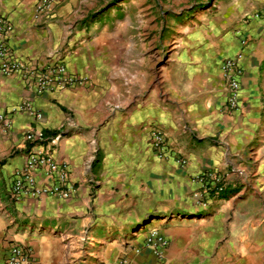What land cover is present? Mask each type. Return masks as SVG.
I'll return each instance as SVG.
<instances>
[{
	"label": "crops",
	"instance_id": "obj_1",
	"mask_svg": "<svg viewBox=\"0 0 264 264\" xmlns=\"http://www.w3.org/2000/svg\"><path fill=\"white\" fill-rule=\"evenodd\" d=\"M40 1L0 0V14L14 25L9 41L14 54L44 65L57 59H46V49L63 28L58 20H45L49 11L37 15ZM77 1L52 5L65 3L61 11ZM260 7L264 10V0ZM256 10L251 1L234 8L236 25L218 48L215 69L204 77L207 92L182 114L186 126L168 129L152 104H140L126 89L115 94L110 79L90 72L85 54L72 51L74 41L65 61L70 72L90 77L87 85L38 96L26 77L0 74V115L11 119L9 128L0 122V264L14 242L28 246L36 264H118L124 256L128 264H264V24L242 23L243 14ZM238 28L246 46L235 37ZM238 52L244 71L241 108L229 114L221 63ZM24 100L43 112L50 137L61 136L55 157L69 164L75 187L67 200L12 198L29 156L23 136L36 124L25 113L11 114ZM156 127L167 133L168 157L154 150ZM235 168L247 177L233 176L209 210L192 207L193 175ZM35 179L39 186L50 183L43 168ZM152 226L169 240L163 258L145 245Z\"/></svg>",
	"mask_w": 264,
	"mask_h": 264
},
{
	"label": "rangeland",
	"instance_id": "obj_2",
	"mask_svg": "<svg viewBox=\"0 0 264 264\" xmlns=\"http://www.w3.org/2000/svg\"><path fill=\"white\" fill-rule=\"evenodd\" d=\"M246 1L262 10L263 0H78L61 11L65 3L55 2L44 19L63 29L46 59L65 57L74 41L72 51L83 52L115 94L126 89L152 104L168 129L186 126L182 114L207 92L204 77L236 25L234 8Z\"/></svg>",
	"mask_w": 264,
	"mask_h": 264
},
{
	"label": "built area",
	"instance_id": "obj_3",
	"mask_svg": "<svg viewBox=\"0 0 264 264\" xmlns=\"http://www.w3.org/2000/svg\"><path fill=\"white\" fill-rule=\"evenodd\" d=\"M54 0H41L37 7V15L42 16L50 10ZM251 20L260 21L264 24V10H256L245 13L242 23L247 24ZM14 31L11 20L0 14V74L12 76L20 74L26 77L38 95L65 89L73 86H84L91 82L87 75L72 73L69 71L64 55L55 56L57 59L44 65L30 63L18 58L9 45ZM235 37L242 46H246L248 39L241 28L236 30ZM243 53L238 52L223 59L221 63L222 86L225 91V106L227 113L237 112L241 108L240 91ZM25 113L36 122L24 133V142L29 146L28 160L20 180L15 184L12 198L18 199L22 195H30L35 198L46 196L57 197L64 200L71 198L75 193V187L71 184V169L67 162H60L55 157V147L61 136H46L43 125L44 114L37 109L30 100H24L11 110V114ZM0 122L4 128H9L11 119L8 115H0ZM151 139L156 154L160 158L168 157L171 149L168 144L167 133L163 128L156 127L151 131ZM177 162L186 167L187 160L179 157ZM43 168L50 183L39 186L36 184L35 174ZM233 176L245 177L246 171L235 168L229 170L209 169L199 172L191 177L193 189L191 191V205L203 212L209 210L212 203L222 198L227 191L229 182ZM247 177V176H246ZM85 240V238H84ZM145 245L155 256L163 258L164 252L169 245L168 238L159 227L148 228L145 237ZM5 264H36L31 249L20 243L14 242L7 254ZM118 264H128L126 256L122 257Z\"/></svg>",
	"mask_w": 264,
	"mask_h": 264
},
{
	"label": "trees",
	"instance_id": "obj_4",
	"mask_svg": "<svg viewBox=\"0 0 264 264\" xmlns=\"http://www.w3.org/2000/svg\"><path fill=\"white\" fill-rule=\"evenodd\" d=\"M46 133V136H49L50 133H48L47 131L45 132Z\"/></svg>",
	"mask_w": 264,
	"mask_h": 264
}]
</instances>
